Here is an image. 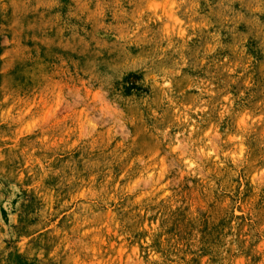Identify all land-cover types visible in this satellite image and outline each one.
<instances>
[{"label": "rangeland", "instance_id": "obj_1", "mask_svg": "<svg viewBox=\"0 0 264 264\" xmlns=\"http://www.w3.org/2000/svg\"><path fill=\"white\" fill-rule=\"evenodd\" d=\"M0 264H264V0H0Z\"/></svg>", "mask_w": 264, "mask_h": 264}]
</instances>
